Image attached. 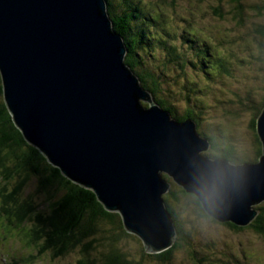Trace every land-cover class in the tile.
<instances>
[{"label":"water","instance_id":"obj_1","mask_svg":"<svg viewBox=\"0 0 264 264\" xmlns=\"http://www.w3.org/2000/svg\"><path fill=\"white\" fill-rule=\"evenodd\" d=\"M127 55L106 0H0L4 103L50 165L118 213L147 253L176 240L164 201L173 184L215 221L249 227L264 203V109L256 163L210 159L197 123L155 103Z\"/></svg>","mask_w":264,"mask_h":264},{"label":"rangeland","instance_id":"obj_2","mask_svg":"<svg viewBox=\"0 0 264 264\" xmlns=\"http://www.w3.org/2000/svg\"><path fill=\"white\" fill-rule=\"evenodd\" d=\"M135 2L145 11L143 22L162 30L150 39L146 36L139 51L150 49L146 63L148 69L162 75L163 96L167 102L174 105L179 116H184L187 109H196L202 114L197 120V133L208 138L204 135L207 133L215 142L218 138L219 148H231L239 161L256 163L252 123L255 124L264 107V101H259L264 97V37L258 33L264 26V0ZM138 26L134 23L132 29ZM147 34L153 35L152 32ZM160 34L184 50L188 60L192 56L197 59L193 55L196 51L193 43L206 42L209 54L201 65L176 68L164 64L166 56L163 47H159ZM224 67L229 73L223 71ZM183 86L191 88L188 95ZM211 154H217L212 147L203 153L204 156ZM174 188L179 190L176 185ZM191 198H180L183 205L180 220L184 226L183 229L181 224L182 231L190 233L192 244L187 242L196 256L181 249L173 254L171 264H264V235L250 227L236 231L209 216L194 213V197ZM18 237L14 232L4 233L0 226V264H78L76 253L57 259L45 253L36 260L37 254L27 246L24 236L23 239ZM121 247L127 253L137 254V241L133 238L121 241Z\"/></svg>","mask_w":264,"mask_h":264},{"label":"trees","instance_id":"obj_3","mask_svg":"<svg viewBox=\"0 0 264 264\" xmlns=\"http://www.w3.org/2000/svg\"><path fill=\"white\" fill-rule=\"evenodd\" d=\"M106 1L108 13L114 22V29L124 38L128 48L125 63L139 77L142 87L153 96L155 103L171 114L173 119L179 122L192 119L197 123L202 114L196 109L195 111L187 109L184 116H179L174 105L167 102L168 99L163 96L165 84H163L162 75L148 69L149 65L146 63L150 49L147 52L139 51L144 40L158 35V32L162 30L156 28V25L150 26L143 22V19H146L145 11L135 0ZM218 13L222 16L221 11ZM134 23H138L139 26L132 29ZM147 32H152L153 35L148 36ZM258 33L264 37V26L259 28ZM159 37L161 38L159 47H163L164 57L166 56L164 64L173 65L176 68L185 67L188 64L201 65L204 63V57L209 54V46H206V42L198 45L193 43V48H196L193 55L197 59L194 60L192 56L188 60L184 57V50L181 51L174 43L163 39L161 34ZM189 41L191 43V40ZM195 61L197 64H194ZM152 67L155 68V66ZM223 71L229 73L227 67H224ZM183 88L187 95L191 92V88L186 86ZM262 100L264 101V97L259 101ZM143 106L148 107V104ZM256 124L257 120L255 124L252 123V127L255 137V157L258 161L262 153V144L257 134ZM204 135L208 136L207 139L213 145L212 151L217 152L206 157L225 158L233 164L250 163L248 160L239 161L231 148L220 149L217 137L215 142L207 133ZM164 177L170 181L168 177ZM174 186L175 184L165 195L164 201L177 227L178 241L161 253H147L143 241L126 231L118 213L107 211L92 191L65 178L60 170L50 165L36 148L25 141L4 103L0 78V226L8 235L14 232L16 236H19L18 238L22 236L23 239L24 236L27 246L37 254L36 260L45 253H50L55 259L76 253L78 264H144L145 262L171 264L173 254L181 249H185L191 256H196L195 252L190 250L192 242L190 233L182 231L183 222L180 220V209H183L180 198L185 200L193 195L187 194L179 186V190L176 191ZM193 197L194 213L208 218L199 200ZM262 204L254 208L259 214L249 227L264 235V205ZM225 224L236 231L245 229L231 223ZM127 238L137 241L135 250L137 254L130 251L127 253L122 249L121 241ZM187 241L190 243L188 244ZM136 256L139 257L136 258Z\"/></svg>","mask_w":264,"mask_h":264},{"label":"bare ground","instance_id":"obj_4","mask_svg":"<svg viewBox=\"0 0 264 264\" xmlns=\"http://www.w3.org/2000/svg\"><path fill=\"white\" fill-rule=\"evenodd\" d=\"M209 158V157H208ZM165 197V196H164Z\"/></svg>","mask_w":264,"mask_h":264}]
</instances>
